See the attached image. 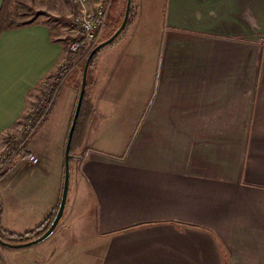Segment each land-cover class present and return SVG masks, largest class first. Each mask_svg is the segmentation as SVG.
<instances>
[{
	"label": "crops",
	"instance_id": "0c3cea01",
	"mask_svg": "<svg viewBox=\"0 0 264 264\" xmlns=\"http://www.w3.org/2000/svg\"><path fill=\"white\" fill-rule=\"evenodd\" d=\"M50 4L71 15L63 0L19 2L22 24L0 32V151L17 150L0 172V186L31 180V208L14 210L9 220L18 198L5 214L0 200V228L15 236L59 202L77 98L72 88L51 141L48 123L61 84L45 120L24 140L39 89L67 54L42 15ZM142 4L132 8L129 32L109 45L154 38L148 54H134L149 57L143 86L150 95L128 117L115 150L102 110L110 101L107 66L124 50L109 48L101 67L94 58L71 137L68 208L29 250L0 245V264H264V0H168L163 49L156 46L161 29H149L151 37L139 30L153 23ZM88 77L94 87L86 97Z\"/></svg>",
	"mask_w": 264,
	"mask_h": 264
},
{
	"label": "rangeland",
	"instance_id": "374dc122",
	"mask_svg": "<svg viewBox=\"0 0 264 264\" xmlns=\"http://www.w3.org/2000/svg\"><path fill=\"white\" fill-rule=\"evenodd\" d=\"M30 1L31 0H17V3H15L11 9V14L14 15V17L17 16L16 13H17V8L19 6V2H30ZM137 3H141V4L143 3L141 8H142V11L144 10V14H145L144 16L146 17L149 15V18H151L153 22L151 26L147 24V25H142L141 27H139L140 32H146L149 35L150 33L149 29L152 30V33H153V28L155 29V31L157 30V32H159V30L161 29L162 36L160 35L157 36L156 40L158 39V41L156 43V46L158 49H160L161 47L163 49V46H162L163 43L161 42H163L165 33H167V36L169 37L168 0H131V6H133L132 8H134L133 11L137 9L136 8ZM124 4H125V0H109L106 23H105V26L103 27L102 32L100 33L97 39V42L106 38L114 29H116L119 26L122 15H123ZM20 12L22 14L23 10ZM25 13L26 12H23V15ZM42 15L46 16V20L47 22L50 23L51 28L52 27L55 28L54 30H52V32L53 34L58 35L60 37V42L62 46H64L66 42L74 35L72 31L73 27L71 24V15L68 13V11L64 12L61 7H56L54 5L52 6L51 4L49 5V9L47 13L43 11ZM127 29L129 32V26L126 27L124 30H122V32L127 34ZM149 36L151 37V35ZM153 40L154 38L151 39L152 41L151 43L149 38L144 37L143 41L139 40L140 43H137V41H134V40L130 42L127 41V43H125L123 47L121 48L117 46V44L114 43L115 42L114 41L111 45H107L103 47L95 56L94 61L97 62V65L101 67L103 64L102 58L107 57V53H109V50H108L109 48L113 47V50H117V49L124 50V51L117 52L119 54L121 53L120 54L121 58L117 60L115 64H112L111 66H107L109 68V75L107 77V81L109 83L107 87L110 89L108 93L110 101L108 102L106 107L102 110L103 112L101 111L103 114L106 115V125L110 126L108 127L109 134L115 132L114 136L108 138V145L109 146L110 144L115 145L116 146L115 150H117L122 145L121 142L123 138L121 135L124 132H127L129 130L128 117L137 112V109L140 106L141 100H143L144 95L147 94L148 91L150 95V89L146 90V86H143V83L145 82V75L147 73L145 70V66L150 65V60L147 59L149 57L146 58L147 56L146 55L141 58V57H138V55H134V54L135 52H142V51L143 52L146 51V54H148L150 49L152 48L151 46L153 44ZM166 47L167 48L169 47V43L165 44L164 48ZM113 59L114 57L106 60L108 62V65ZM138 60L140 61L139 64H138ZM81 68H82V62L76 63L75 67L72 69L73 73L72 72L67 73L62 79L61 90L54 104V110L52 113V117L50 118V121L48 123L50 124L49 125L50 127L49 137L51 141L54 140L55 134L57 133V129L59 127L57 122L59 121L64 111L65 101L66 99L68 100L71 94V90L73 89H74L75 98H76V95L78 93L79 83H80V74L82 70ZM90 75L93 76V72ZM51 82L52 81L49 79L43 83V85L41 86V89H39L40 98L35 101L33 108L35 107L36 104L40 102H42L41 106H44V108H46V103L44 104V100H45L44 98H46L48 94L45 97H43L42 95L46 94V89L48 87V84H50ZM86 83H87V80H86ZM91 83L92 82L89 80V77H88V86L87 88H85V92L87 91L86 97H87V94L88 95L91 94V87H94L93 84L91 85ZM48 100H50V98ZM74 103H75V100H74ZM144 111L142 112L144 113ZM32 113H33V110H32ZM23 125H25V122H23ZM39 126H37V128ZM74 137L72 136L73 140H74ZM70 153H71V150H70ZM71 154H69V156ZM71 160L72 159H70V164H69L70 170H69V165H68V177L70 173V176L72 178L73 175L71 173V170H73V167H72ZM28 168L29 167H24L22 171H24L25 173L27 172ZM71 178L68 180V183H67L68 192L66 193L64 210L68 208V203H70L71 194L73 191V187H72L73 183H72ZM28 183H31L30 179H28L26 182H24L23 180L16 179L14 181H11L8 185L4 184L3 186L2 185L0 186V200L2 202V212L3 213L5 212V209H4L5 206L7 209H10L12 207V200L15 197L18 198L19 206L16 207L15 209L10 210V212L8 213L9 220H11L10 215H11V212H13L14 210L18 209L17 211V215H18L21 209H25V208L29 209L32 207V197L27 195ZM40 196H42V194ZM33 200H34V197H33ZM76 214H79V213H76ZM81 219L86 220V218H81ZM86 224L87 223H85L84 225ZM30 248H32V246L20 248L17 250L18 251L29 250Z\"/></svg>",
	"mask_w": 264,
	"mask_h": 264
},
{
	"label": "built area",
	"instance_id": "2783aa9c",
	"mask_svg": "<svg viewBox=\"0 0 264 264\" xmlns=\"http://www.w3.org/2000/svg\"><path fill=\"white\" fill-rule=\"evenodd\" d=\"M63 1L68 2L76 10L75 16H71V24L73 27L72 31L74 35L66 43V53L70 56V58L65 60V62L60 65L61 69L57 73V75H62L64 77L67 73L71 72L76 65L75 61H73V56L77 54L81 48L87 52L97 42V39L106 23L109 0ZM47 89L45 96L47 95ZM51 97L48 95L45 100H48L49 98L51 99ZM30 113L29 119L27 120L23 130L25 133L24 140L27 139L37 128L41 119L33 116L32 109L30 110ZM16 154L17 150L13 148H5L0 151V172L5 169ZM26 161L30 165H35L37 163V158L28 155Z\"/></svg>",
	"mask_w": 264,
	"mask_h": 264
},
{
	"label": "trees",
	"instance_id": "16d2710c",
	"mask_svg": "<svg viewBox=\"0 0 264 264\" xmlns=\"http://www.w3.org/2000/svg\"><path fill=\"white\" fill-rule=\"evenodd\" d=\"M11 2H12V0H3L2 3H1V6H0V32L5 30V29H7V28H13V27H16V26H20L22 24V18L24 17L23 14H19L18 16H15V17H12L9 14L8 8H9ZM68 5L70 6L71 16H75V14H76L75 8L72 5H70L69 3H68ZM130 6H131V2H130ZM133 19H134V15H133V12H132V7H129L128 18H127V22H126V25H125L124 29L126 27H128L132 23ZM115 30L116 29H114L103 40L107 39ZM103 40H101L99 42H96L87 52H86V50L81 48V50H79L77 52V54H75L73 56V61H75V63L82 62V66H83V62H84L85 58L87 57L88 53L90 52V50L95 45H97L98 43L102 42ZM96 53L90 59V61L88 63L87 70L92 65V62H93V60L95 58ZM68 58H70V56L68 54H66L65 60H68ZM65 60H64V62H65ZM60 69H61V66H59V68H57L58 71ZM62 79H63V76L62 75L59 76V75H57V73H56V75L53 78L50 79L52 82L50 84H48V87H47L48 88L47 89V94L49 95V97H51L54 94L56 95L59 87L61 86ZM55 95H54V97H55ZM44 97H45V95H44ZM45 102H46V105H47L48 104V100L45 101ZM51 104H52V102L50 103V105H47V108L49 106L48 109L46 108L47 111L44 108V106L43 107L41 106L42 102L36 104L34 108L32 106L33 116L35 118H38V119L41 118L40 121H39V124H41L45 120V118H46V116L48 114V111H49V109L51 107ZM74 129H75V127H74ZM69 150H70V147H69ZM1 177H2V174H0V178ZM57 206H58V203L55 205V207L53 208L51 213L40 224H38L35 228L31 229L30 231L25 232L22 236H15V235H13L11 233H8V232H5V231L1 230V228H0V241L3 242V243H6V244H11L12 245V244L26 243V242H29V241H32V240L38 238L39 236H41L47 230V228L51 224V222H52V220L54 218V215L56 213Z\"/></svg>",
	"mask_w": 264,
	"mask_h": 264
},
{
	"label": "water",
	"instance_id": "95a60500",
	"mask_svg": "<svg viewBox=\"0 0 264 264\" xmlns=\"http://www.w3.org/2000/svg\"><path fill=\"white\" fill-rule=\"evenodd\" d=\"M130 1L131 0H125L123 15H122L120 24L116 28V30L107 39H105L102 42H100L97 45H95L90 50V52L88 53V55L85 58V61L83 63L82 70H81L80 83H79V88H78V93H77V98H76V101H75L72 117H71V120H70V123H69V127H68L67 134H66V139H65V144H64V150H63V179H62L61 192H60V197H59L57 210H56V213L54 215V218H53L51 224L49 225L47 230L41 236H39L38 238H36V239H34L32 241H29V242H26V243H22V244H12V245L11 244H6V243H3V242L0 241V245L11 247V248H24V247H29V246L35 245V244L43 241L44 239H46L51 234V232L53 231L54 227L58 223V221H59V219L61 217L63 208H64V204H65V198H66V193H67V183H68L69 147H70V143H71V137H72L73 129H74V126H75V123H76L77 115H78V112H79V109H80V104H81L82 97H83L84 85H85V77H86V71H87L88 63H89L90 59L92 58V56L97 51H99L103 47L109 45L122 32V30L124 29V27L126 25V22H127L128 13H129V7H130Z\"/></svg>",
	"mask_w": 264,
	"mask_h": 264
},
{
	"label": "bare ground",
	"instance_id": "6f19581e",
	"mask_svg": "<svg viewBox=\"0 0 264 264\" xmlns=\"http://www.w3.org/2000/svg\"><path fill=\"white\" fill-rule=\"evenodd\" d=\"M131 2V1H130Z\"/></svg>",
	"mask_w": 264,
	"mask_h": 264
}]
</instances>
